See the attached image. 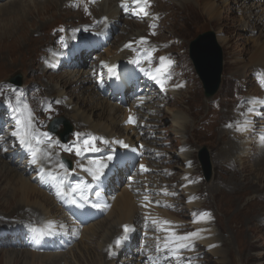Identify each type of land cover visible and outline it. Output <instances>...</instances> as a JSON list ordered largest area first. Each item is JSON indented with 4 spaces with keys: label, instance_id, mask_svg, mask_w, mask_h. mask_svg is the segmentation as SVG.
<instances>
[{
    "label": "rangeland",
    "instance_id": "1",
    "mask_svg": "<svg viewBox=\"0 0 264 264\" xmlns=\"http://www.w3.org/2000/svg\"><path fill=\"white\" fill-rule=\"evenodd\" d=\"M19 1L23 2L3 1L0 7ZM254 1L204 0L206 8L210 4L218 8L216 15L209 17L194 4H182L180 0H161L157 5L165 18L156 40L165 45L164 52H170L177 58L179 65L175 84L169 87L162 104L155 107L159 110L154 121L158 128H152L155 139L148 143L161 149L172 164L164 168H172L173 174L168 180L169 199L170 206L174 202L177 210L173 212L168 205L165 209L171 212L154 208L151 211L160 213L170 222L165 226L167 233L175 232L181 236L200 233L201 238L193 242L194 250L185 252L188 263L191 258L190 264H264V156L259 155L264 140L261 139L262 132L256 140L249 132L237 131L235 126L238 113L244 109L245 97L258 94L254 73L262 69L242 70L248 65L256 46L261 45L255 42L257 37L264 35V25L258 27L254 21L264 19V1L255 4ZM260 2L263 5L253 11L252 6L258 7ZM113 3L110 0L103 7L101 4L100 8L106 12L105 15L115 18L117 12L108 10ZM14 10L20 12V8ZM73 14L57 9L44 16V21L48 23L46 31L39 36L32 33L29 41L25 38L23 44L4 39L5 28L13 21L0 14V100H5L10 93H5L1 84L10 79H20L21 85L38 86V91L46 98L63 100L64 106L59 109L57 118L62 117L72 126L83 125L97 134L127 137L129 129L125 124L122 126L126 121V111L108 100L119 111L118 121L111 120L108 106L102 104L106 99L90 95L94 88L87 70L53 72L56 66L39 63L45 45L53 43L49 31L59 23H75L79 17ZM249 14L255 15L253 20ZM212 18L216 20L214 24ZM129 27L132 29L127 36H141V32L134 33L140 26L130 23L122 25L125 31L119 29L118 35L126 38ZM207 32L213 33L223 58L220 86L212 97L204 95L202 80L194 65L195 58L204 53L201 42L210 41L209 37L198 41V36ZM43 35L49 37L48 42L42 41L45 39ZM117 47L114 51L108 49L106 55L113 54L116 58L114 52ZM81 60L79 63L84 64L86 58L82 56ZM202 62L206 64L205 60ZM66 66L70 65L63 67ZM173 116L184 117L186 125L183 127L182 122L173 121ZM154 122L148 118V123L154 125ZM63 128L61 124L60 129ZM245 145L250 147V153L239 159L237 153ZM204 167L208 168L209 175L203 180ZM21 170L11 165L5 156H0V234L11 231L9 226L41 222L38 218L47 223L66 221L52 199ZM21 181L28 183L33 192L37 190L50 198V202L44 204L41 196L19 192ZM186 185L193 191H188ZM10 192L18 193L19 199L7 203ZM159 197L164 200V195ZM122 201L127 202L130 209L126 218H122L120 213L119 203ZM194 203L199 204V209L196 210ZM137 212L132 196L123 189L105 218L84 227L81 239L71 248L73 254L67 251L64 254L39 255L7 247L9 243L5 242L0 247V264H139L133 255L123 254V248H115L121 254L118 253L119 261L109 259L106 254V245L120 232V225L135 222ZM196 212L198 214L193 217ZM203 213H209L211 219L200 220ZM63 255L64 260L60 259Z\"/></svg>",
    "mask_w": 264,
    "mask_h": 264
},
{
    "label": "snow or ice",
    "instance_id": "2",
    "mask_svg": "<svg viewBox=\"0 0 264 264\" xmlns=\"http://www.w3.org/2000/svg\"><path fill=\"white\" fill-rule=\"evenodd\" d=\"M91 2H94V0H91ZM133 3L137 6L144 5L138 7L137 9H132V14L136 15L138 13L143 14V16H148L149 13L146 11V7L149 5V0H133ZM78 6V5H74ZM122 8L125 9V11H129L127 4H122ZM85 11H87V8H85ZM146 42V41H145ZM131 45H127V47H130ZM152 51H155L153 49ZM145 55L149 59V62L151 60V52H145ZM140 60H133L130 61V63H134L139 65ZM172 61L170 59H167L165 57H160V66L156 69L157 76H152L151 78L156 80L157 83L160 84L161 89L164 88V83L166 79L170 78V71L169 69L172 66ZM102 67H106L108 70V74L110 77L116 75V67L115 66H107L102 65ZM143 71V69H141ZM146 75H150V73L145 72ZM258 82L260 83L261 87H264V74H258ZM17 104L13 105L11 102H9L8 107L12 109L14 113V120H15V126L14 130L12 131L11 135L16 138L21 148L26 149L30 155H31V164L37 165L40 163L42 159H50V155L47 152L42 151L41 145L47 144L49 148H52L53 146H59L62 147L64 151L71 152L73 151V147L69 145H59L58 142H54L52 138L49 136L47 132H39L35 128L34 123V117L30 109L28 108L27 104L21 105L20 100V94L17 93L16 95ZM255 103V101H253ZM251 111V110H250ZM128 123H135V120L133 117H129ZM249 121H245L242 124L237 126V131L243 132L247 130ZM77 139H80V135L77 134ZM99 139V142L105 145H109V142L106 140H103V138H97L94 136H90L85 138L82 141V144L84 146V151H92V152H100L101 149L97 148L95 146V142ZM264 140V137L261 138ZM112 143H119L121 147L128 149L129 151L135 152V148H130L129 145L124 144L122 141H113ZM76 155L83 157V152L81 151V148L79 146L75 147ZM114 149H109V151L99 160H89L87 166L81 164V167L83 171L87 172L94 181H97V184L95 185V190H93L92 185L84 184L80 185L77 184L75 186H68V190H64L63 181H60L57 185L58 191L57 196L61 199H63L65 196H68L72 199L73 203H78L76 200V196L79 197L80 201H83L85 204H91V207L97 208L100 211H103L108 205L105 204L103 195H102V185L100 183V178L104 175V170L108 167V162L113 161L114 159ZM59 167L61 169H64L65 173H67L68 169L65 167L64 163H60ZM140 171L141 172H147L148 169L145 165H140ZM39 172L41 174V183H44V176H50L53 180L56 179L55 176L52 175V173H45L44 168L40 167ZM167 195V193H165ZM89 195H93L95 197L94 201L89 200ZM146 201L148 200V197L145 196L144 198ZM67 202V201H65ZM80 206H83L82 204ZM211 215L209 213H203L200 216V220H210ZM153 223H157L156 221H153ZM165 225H169L170 222L164 221ZM163 231L164 229H159ZM124 236L122 237L123 240H127L129 238L128 234L133 231L132 228L125 225L124 226ZM200 237L199 232H193L186 235H177L175 232H171L169 235H167L163 240V246L161 247V244L158 243L156 247V251H164L169 254L166 258H174L177 261V264H180V262L183 260V257L179 255L181 251H193L194 250V240ZM121 244V240L118 239L116 241V246L119 247ZM114 253H110V255H113ZM153 259L154 258H150ZM191 258H189V264H190Z\"/></svg>",
    "mask_w": 264,
    "mask_h": 264
},
{
    "label": "bare ground",
    "instance_id": "3",
    "mask_svg": "<svg viewBox=\"0 0 264 264\" xmlns=\"http://www.w3.org/2000/svg\"><path fill=\"white\" fill-rule=\"evenodd\" d=\"M203 1L204 0H180V2L182 4L192 3L198 9H202V11L205 12L207 17H209L210 15H216L218 8L217 7L214 8L213 4H210L209 7L206 8V5L203 3ZM258 1H264V0H255L254 4L258 3ZM109 2H110V0L104 1L102 3V7L104 5H106L107 3H109ZM63 4H64V0H44V1L43 0H23V2L19 1L16 4H8L7 7L6 6L0 7V14L4 15L5 17L7 16L8 19L13 21L12 23L7 25V28H5V32H4L5 33L4 34L5 37H4V39H6L7 41H10V42H13V43L14 42L18 43V44H20V42H22V44H23L25 42V38H26L27 42L29 41V37L32 35V33H34V34L38 33L37 36H39L41 33H44L46 31V29H47L46 27L48 26V23L45 22L44 19H43L44 16L50 14L51 12L54 13L57 9H61V6ZM262 5H263V2H260L258 4V7L254 8V6H252L253 11H255V9H259L260 6H262ZM14 8H20V12L17 11V10H14ZM108 10L110 12H113V13L116 12L115 4H113V7L109 8ZM100 11H101L100 14H106V12L101 10V8H100ZM21 14H22V16H21ZM59 15L64 16V18L67 17V15L62 14V13H60ZM52 16H53V14H52ZM195 16H196V14H195ZM254 16L255 15L249 14V17L252 20L254 19ZM196 18H197V16H196ZM209 19H211V18H209ZM212 21H213L212 24H214V22H216L215 19H213ZM254 21H255V24L258 25V27L264 25V19H259L258 20L259 22L256 21V20H254ZM134 25L135 26H140V25H137V24H134ZM30 29H32V30H30ZM28 30H30L29 31L30 35L28 34ZM50 32L51 31H49V33ZM49 33L47 32L48 35H50ZM47 34H45V35H47ZM45 35H43V37H45V39H42V41H47L48 42L49 37H47ZM135 36L138 37L137 35H135ZM4 39H2V40H4ZM121 39L127 40V38H125V37H123ZM217 40H220V38L217 39ZM221 41H223V39ZM257 41L260 42L261 45H257L256 46L255 51L252 53V55L249 58L248 65L246 67L242 68V70H248V69H251L253 67H260V68L264 69V35H259L255 42H257ZM13 80L17 81L16 79H13ZM90 95H93L94 97H99V94L95 90L90 91ZM103 100H105V99H103ZM102 104L108 106L109 115L111 116V120L114 121V122L118 121V119H119L118 112L119 111H118V108L116 107V105H113V103H110L108 100H106V102H103ZM172 114H174V113H172ZM173 121H175L176 123H178V122L181 123L182 122L181 124H182L183 127L186 125V123L184 122L185 121L184 117L173 116ZM70 127L72 128V125ZM249 129H250V126H249V128L247 127V130L244 131V133H247L249 131ZM249 153H250V147L245 145L237 153L238 154V158L241 159V158L245 157ZM259 155H260V157L264 156V147L260 151ZM263 178H264V176H262V179ZM20 184L21 185H19V192H22L23 194H27V195H30V196H33V197L34 196H36V197L37 196H41V197H43L44 204H48L50 202V198L44 196L43 193H40L37 190L33 192V190H31V187L28 185V183H26L24 181H21ZM186 188H187V185H186ZM187 190L188 191H191V190L193 191V189H191V188L189 189V187L187 188ZM7 196H8V198H10V200L6 201L7 203L19 199V195L16 192H10L9 195H7ZM195 205L197 206L196 210L199 209V207H200L199 204H195ZM119 206H120L121 217L122 218H126L130 214V209L128 208L127 202L122 201V202L119 203ZM69 251L70 252L68 254H71L73 252V250H71V249ZM60 259L64 260V255L62 257H60Z\"/></svg>",
    "mask_w": 264,
    "mask_h": 264
},
{
    "label": "water",
    "instance_id": "4",
    "mask_svg": "<svg viewBox=\"0 0 264 264\" xmlns=\"http://www.w3.org/2000/svg\"><path fill=\"white\" fill-rule=\"evenodd\" d=\"M209 37V42H201L204 53L199 58H195L194 62L196 73L202 80L204 94L207 97L213 96L219 88L221 72H222V53L220 47L217 45L213 33L207 32L198 36V41ZM193 57V52L191 53ZM195 57V56H194ZM206 61V64L202 61ZM69 130L66 131L65 135Z\"/></svg>",
    "mask_w": 264,
    "mask_h": 264
}]
</instances>
